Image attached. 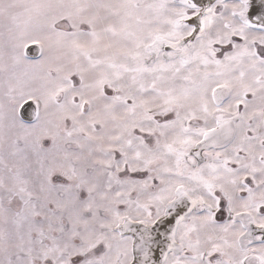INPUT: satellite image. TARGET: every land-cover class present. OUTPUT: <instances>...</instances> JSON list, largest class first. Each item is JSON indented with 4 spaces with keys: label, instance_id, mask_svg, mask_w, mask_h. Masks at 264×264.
<instances>
[{
    "label": "snow or ice",
    "instance_id": "obj_1",
    "mask_svg": "<svg viewBox=\"0 0 264 264\" xmlns=\"http://www.w3.org/2000/svg\"><path fill=\"white\" fill-rule=\"evenodd\" d=\"M0 264H264V0H0Z\"/></svg>",
    "mask_w": 264,
    "mask_h": 264
}]
</instances>
